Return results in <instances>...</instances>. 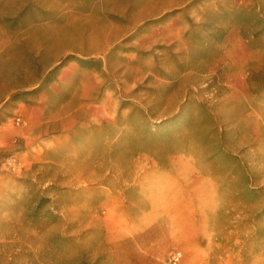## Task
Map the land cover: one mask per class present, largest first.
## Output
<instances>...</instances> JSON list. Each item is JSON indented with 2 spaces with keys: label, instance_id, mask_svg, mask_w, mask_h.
I'll return each mask as SVG.
<instances>
[{
  "label": "rangeland",
  "instance_id": "374dc122",
  "mask_svg": "<svg viewBox=\"0 0 264 264\" xmlns=\"http://www.w3.org/2000/svg\"><path fill=\"white\" fill-rule=\"evenodd\" d=\"M174 255L264 264V0H0V264Z\"/></svg>",
  "mask_w": 264,
  "mask_h": 264
},
{
  "label": "built area",
  "instance_id": "2783aa9c",
  "mask_svg": "<svg viewBox=\"0 0 264 264\" xmlns=\"http://www.w3.org/2000/svg\"><path fill=\"white\" fill-rule=\"evenodd\" d=\"M179 261V255H174L172 258V262L176 264Z\"/></svg>",
  "mask_w": 264,
  "mask_h": 264
},
{
  "label": "bare ground",
  "instance_id": "6f19581e",
  "mask_svg": "<svg viewBox=\"0 0 264 264\" xmlns=\"http://www.w3.org/2000/svg\"><path fill=\"white\" fill-rule=\"evenodd\" d=\"M6 75V74H5Z\"/></svg>",
  "mask_w": 264,
  "mask_h": 264
}]
</instances>
